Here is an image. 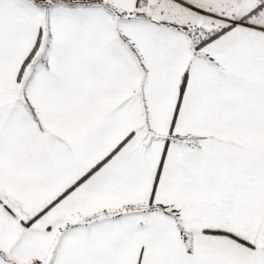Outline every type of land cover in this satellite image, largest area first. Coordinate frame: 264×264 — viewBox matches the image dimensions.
<instances>
[{
  "label": "snow or ice",
  "instance_id": "obj_1",
  "mask_svg": "<svg viewBox=\"0 0 264 264\" xmlns=\"http://www.w3.org/2000/svg\"><path fill=\"white\" fill-rule=\"evenodd\" d=\"M0 264H264V0H0Z\"/></svg>",
  "mask_w": 264,
  "mask_h": 264
}]
</instances>
